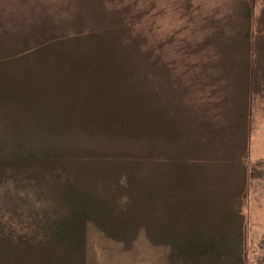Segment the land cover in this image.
<instances>
[{
	"label": "trees",
	"instance_id": "obj_1",
	"mask_svg": "<svg viewBox=\"0 0 264 264\" xmlns=\"http://www.w3.org/2000/svg\"><path fill=\"white\" fill-rule=\"evenodd\" d=\"M21 2L15 22L0 9V264H85L88 225L126 245L143 232L167 264H246L242 207L264 179L248 156L264 96L252 0L212 63L220 98L195 106L122 17Z\"/></svg>",
	"mask_w": 264,
	"mask_h": 264
},
{
	"label": "rangeland",
	"instance_id": "obj_2",
	"mask_svg": "<svg viewBox=\"0 0 264 264\" xmlns=\"http://www.w3.org/2000/svg\"><path fill=\"white\" fill-rule=\"evenodd\" d=\"M21 1H4L0 9L10 13L8 19L15 22L27 14ZM37 1L30 0L54 18L66 20L79 7L88 23L122 17V25L140 37L143 48L161 54L168 77L177 76L187 87L182 95L185 104H208L220 98L219 86L210 81L214 72L211 67L218 59L222 43L238 32L242 0H88V4L87 0ZM252 4L254 27L263 34L264 0H252ZM154 89L171 91L166 84ZM251 117L248 156L255 162L264 160V96L254 98ZM242 212L246 264H264V179L251 181ZM86 242L85 264H167L166 249L151 244L143 232L126 245L108 239L88 225Z\"/></svg>",
	"mask_w": 264,
	"mask_h": 264
}]
</instances>
